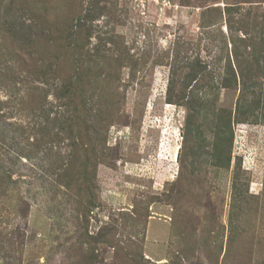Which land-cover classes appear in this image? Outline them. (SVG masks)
I'll return each instance as SVG.
<instances>
[{
  "label": "rangeland",
  "instance_id": "374dc122",
  "mask_svg": "<svg viewBox=\"0 0 264 264\" xmlns=\"http://www.w3.org/2000/svg\"><path fill=\"white\" fill-rule=\"evenodd\" d=\"M253 48L264 0H0V264H264Z\"/></svg>",
  "mask_w": 264,
  "mask_h": 264
},
{
  "label": "trees",
  "instance_id": "16d2710c",
  "mask_svg": "<svg viewBox=\"0 0 264 264\" xmlns=\"http://www.w3.org/2000/svg\"><path fill=\"white\" fill-rule=\"evenodd\" d=\"M40 34V33H39ZM38 37L40 38H42V34L41 35H38ZM259 49V48H258ZM251 50H252V47H251ZM255 52V54H254V56L251 58V64H252V62H253V64H257L258 63V60L259 59H261V60H263L264 59V56H262V50L261 49H259V51L258 50H256L255 48H253V53ZM251 54H252V52H251ZM256 76H252L251 77V79H254ZM241 78H242V81L244 82V80H245V77L241 74ZM262 84V83H261ZM249 86H251V88H253V87H255L256 86V84H254L253 82H251V85H249ZM251 88H249L247 85H245V84H242V86H241V99H244V97H246L247 95H251V101H252V105H251V107L253 106V105H257V104H259L260 105V103H262L263 101H264V93H262V91H264L263 89V87H262V90H260V93H258V91H257V89L256 90H253V89H251ZM251 89V90H250Z\"/></svg>",
  "mask_w": 264,
  "mask_h": 264
},
{
  "label": "bare ground",
  "instance_id": "6f19581e",
  "mask_svg": "<svg viewBox=\"0 0 264 264\" xmlns=\"http://www.w3.org/2000/svg\"><path fill=\"white\" fill-rule=\"evenodd\" d=\"M178 151V150H177ZM175 154V153H174ZM177 154V153H176ZM174 156V155H173Z\"/></svg>",
  "mask_w": 264,
  "mask_h": 264
}]
</instances>
